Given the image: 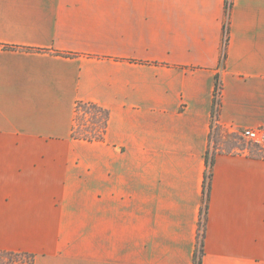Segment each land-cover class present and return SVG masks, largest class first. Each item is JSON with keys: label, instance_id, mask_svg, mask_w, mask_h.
<instances>
[{"label": "crops", "instance_id": "obj_1", "mask_svg": "<svg viewBox=\"0 0 264 264\" xmlns=\"http://www.w3.org/2000/svg\"><path fill=\"white\" fill-rule=\"evenodd\" d=\"M0 0V249L34 264H264V0ZM217 79L220 104L213 113ZM79 103L108 111L77 133Z\"/></svg>", "mask_w": 264, "mask_h": 264}, {"label": "rangeland", "instance_id": "obj_2", "mask_svg": "<svg viewBox=\"0 0 264 264\" xmlns=\"http://www.w3.org/2000/svg\"><path fill=\"white\" fill-rule=\"evenodd\" d=\"M234 0H226V13H227V24H226V40H225V54L227 53V45L229 40V24H230V13L233 7ZM104 114L95 109L80 108L76 115L77 133L85 137L96 136L101 132L103 128ZM255 141L244 137L240 132H227L219 127H215L214 134L211 138V149L213 152L219 150H238L241 148H255ZM25 264V256L21 257L18 263Z\"/></svg>", "mask_w": 264, "mask_h": 264}, {"label": "trees", "instance_id": "obj_3", "mask_svg": "<svg viewBox=\"0 0 264 264\" xmlns=\"http://www.w3.org/2000/svg\"><path fill=\"white\" fill-rule=\"evenodd\" d=\"M219 84H220V80L217 79L215 92H216V89H217ZM219 104H220V100L215 96L214 109H213V113L215 116L217 115ZM77 108L78 109H80V108L95 109L96 111H100L104 114L103 128H102L100 133H98L96 136H92V137H85L83 135H78L79 137L85 138V139L101 138L104 134V131H105V128L107 125L108 116H109L108 111L99 107L98 105L92 104V103H79L77 105ZM208 163H209V170L205 176V208H204V212H203L204 215L202 217L204 219L203 227L205 226L206 220H207L208 200H209L210 191H211L213 160H210ZM204 235H205L204 232H202V235L200 237V243H199L198 251L196 253V264H201L202 255H203ZM22 256L23 257L25 256V264H34L35 255L32 253L20 252V251H9V250H3V249H0V264L18 263L19 260H21Z\"/></svg>", "mask_w": 264, "mask_h": 264}, {"label": "built area", "instance_id": "obj_4", "mask_svg": "<svg viewBox=\"0 0 264 264\" xmlns=\"http://www.w3.org/2000/svg\"><path fill=\"white\" fill-rule=\"evenodd\" d=\"M220 94H221V83L218 85V87L216 89L215 96L219 99ZM217 125H218V119L215 118L214 119V126L217 127ZM241 134L244 137H246L250 140H253L255 142H258V143H261L264 140V130L261 128H245L241 131ZM203 222H204V219L202 218L201 219V227H200L201 235H202L203 228H204Z\"/></svg>", "mask_w": 264, "mask_h": 264}]
</instances>
